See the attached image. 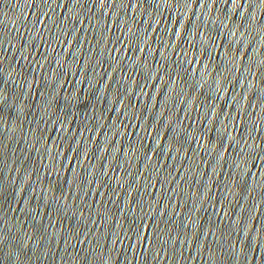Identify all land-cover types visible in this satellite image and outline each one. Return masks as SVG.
<instances>
[{
  "label": "water",
  "instance_id": "1",
  "mask_svg": "<svg viewBox=\"0 0 264 264\" xmlns=\"http://www.w3.org/2000/svg\"><path fill=\"white\" fill-rule=\"evenodd\" d=\"M0 264H264V0H0Z\"/></svg>",
  "mask_w": 264,
  "mask_h": 264
}]
</instances>
